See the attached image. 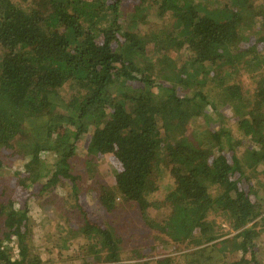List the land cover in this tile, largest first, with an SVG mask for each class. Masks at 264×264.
Listing matches in <instances>:
<instances>
[{
	"label": "trees",
	"instance_id": "16d2710c",
	"mask_svg": "<svg viewBox=\"0 0 264 264\" xmlns=\"http://www.w3.org/2000/svg\"><path fill=\"white\" fill-rule=\"evenodd\" d=\"M194 1L133 4L137 20L151 7L159 16L175 19V32L163 37L123 30V0H0V170L8 159L29 157L23 172L10 180L0 176V264L43 263L30 246L35 232L31 205L61 180L77 186L80 174L70 170V160L84 137L86 152L105 157L110 168L108 180L92 186L101 206L95 215L75 194L82 221L71 226L63 246L82 238L75 252L80 264H150L153 259L155 264H174L166 254L170 250L161 248L165 243L172 241L175 250L177 242L191 237L216 239L210 210L222 212L235 229L261 216L264 222V201L252 183L258 176V185L264 184V77L246 94L232 75L239 66L264 67V33L245 38L237 11L222 18ZM237 1L245 5L251 0ZM171 48L188 51L182 64L170 55ZM247 54L253 56L245 60ZM193 74L199 80L193 81ZM199 82L217 90L218 101L202 89L180 94ZM67 84L77 87L69 100L60 94ZM219 106L233 107L238 130L256 145L245 161L252 173L245 172L233 144L223 141L224 135L230 141V132H225L226 114ZM209 111L220 117V129L206 141L194 140L198 131L191 126L193 119ZM190 129L191 137L186 134ZM43 150H54L61 158L46 183L33 191L30 184H39L43 170L49 172L39 158ZM260 164L263 170L255 172ZM162 166L172 184L158 201L152 193ZM120 201L139 210L144 225L153 229L145 232L149 236L122 235L105 219ZM151 206H169V213L158 221L149 215ZM254 225L214 243L224 244L218 250L225 254L232 241L238 254L230 264H261ZM11 240L19 258L2 248ZM126 248L130 255L122 257ZM206 250L190 254L188 263L209 264L206 252L211 251Z\"/></svg>",
	"mask_w": 264,
	"mask_h": 264
},
{
	"label": "rangeland",
	"instance_id": "374dc122",
	"mask_svg": "<svg viewBox=\"0 0 264 264\" xmlns=\"http://www.w3.org/2000/svg\"><path fill=\"white\" fill-rule=\"evenodd\" d=\"M19 1V0H14ZM137 0H123V30L125 31H135L141 32L142 34L147 33H158V35H163L166 37L170 32L173 33L176 30L175 19L170 15L159 16L156 11V7H151L148 10L142 11V14H146L143 19H136L133 15V4ZM194 1V0H193ZM200 2L203 6H209L215 9L220 15V17H228L233 14L234 11L239 13L240 32L245 38L253 36L259 38L264 33V0H251L245 5L237 0H195ZM194 1V2H195ZM165 39V38H164ZM166 39L164 43L166 44ZM170 55L176 59L184 62L185 58L188 56V51L181 48H171L169 51ZM253 54L245 55V60L250 59ZM158 55L152 57L153 61H157ZM156 69L158 67L156 66ZM226 69V67H225ZM230 71V69H228ZM234 78L242 82L245 87V93L251 94L255 87V80L259 77H264V67L259 69L254 66L251 70L238 67V72L232 74ZM160 76V75H158ZM193 81L199 80L197 74L191 76ZM76 86L67 84L60 90V94L65 98V100L71 99L76 91ZM202 89L210 100L217 98V90H215L211 85L204 82H199L197 85H189L180 94H191L193 91ZM218 101V100H216ZM224 106V105H223ZM220 107V106H219ZM226 114V125L225 132L229 134L230 141L228 142V135H224L223 141L228 144H233L237 157L240 164L243 166L246 173H252V170L248 168L245 163L246 156L249 153L250 148L256 147V145L250 140V138L245 137L237 127L233 119L234 111L233 107L221 108ZM220 117L213 111H209L206 116L198 115L193 119L192 127L195 128L197 135L194 140H205L208 138L209 134L213 130L220 129ZM71 131L75 132V128L71 127ZM190 129L186 134L191 137ZM227 148V147H226ZM41 164L45 169L49 168V172L43 170V175L39 178V184H30L31 190H37L41 188V184H45L47 181V175L53 172L55 165L59 162L61 158L60 153H56L54 150H43L39 154ZM29 157L27 156H17L8 159V163H5L1 170L0 176L2 180L12 179L17 172H23L26 168L24 165L28 162ZM70 170L73 173L80 174L77 180V186L74 188L71 183L67 180H61L55 186L50 187L43 195L39 196L37 199L33 200L31 205L30 216L34 224V234L32 239H30V246L33 251L37 253L41 259L42 264H80L83 263L76 255V250L78 246L83 242L82 238H72L69 239L70 246L64 249V239L67 234H70L71 226H75L82 221V214H80L79 209L76 207V196L79 194L82 197V204L87 210H89L93 215H95L94 209L101 207L95 199L97 197V192L92 190V186L98 182H106L109 176V163L108 160L98 154H91L85 150V137L80 140L77 148V153L70 160ZM40 165V167L42 166ZM163 166L161 167V169ZM259 172L263 170V165H259L256 169ZM45 172V173H44ZM167 169L162 170L161 175L157 179L158 188L152 196L155 200L161 201L166 197L167 193L172 184V178L169 177ZM258 176L252 179V183L255 189L258 190V195L260 201H264V184H259ZM215 195V190L213 191ZM120 201L118 210L112 215H106L105 219L113 225L117 226L122 235L130 232L133 236L141 238L145 235L147 231H153L148 226L144 225V220L138 209L133 207H128L121 204ZM149 215L158 220L162 221L165 216L169 213V206H164L162 208H155L151 206L149 209ZM263 215V214H262ZM99 216V215H98ZM261 218H257L240 229H235L232 224L228 221L227 217L222 212H215L210 210L208 212V219L214 222V234L216 239L210 242H200L199 240L186 239L177 242L178 246L174 250V244L172 241L167 242L161 247L163 250H170L167 256L173 258L174 264H189L188 258H192L190 254L194 253L196 250L207 248L206 252L210 253L211 259H206L209 264H230L234 254H238L237 251L232 249V241H230V247L226 250L225 254L218 250L219 247H223L224 244H218L215 246L214 243H221L227 238H232L243 228L254 225V230L256 232L254 236V243L256 251L258 253V258L261 264H264V222ZM100 218L103 222L106 220ZM105 220V221H104ZM149 235H145L147 237ZM167 237V236H165ZM170 239V238H169ZM171 240V239H170ZM214 245V246H213ZM8 247L13 258H19L18 248L15 241L11 240L5 241L2 248ZM214 250H208L213 249ZM160 248V249H161ZM141 249V248H140ZM172 249V250H171ZM130 248H126V253H123L122 257H128ZM150 249L146 250L149 253ZM103 254V252L101 253ZM208 255V254H207ZM91 258L92 257L88 256ZM87 258L85 260H90ZM90 262V261H86ZM130 262V263H129ZM156 260L153 259L150 264H155ZM125 263L132 264L131 261H125ZM134 263V262H133Z\"/></svg>",
	"mask_w": 264,
	"mask_h": 264
},
{
	"label": "crops",
	"instance_id": "0c3cea01",
	"mask_svg": "<svg viewBox=\"0 0 264 264\" xmlns=\"http://www.w3.org/2000/svg\"><path fill=\"white\" fill-rule=\"evenodd\" d=\"M132 263L134 262V261H131ZM130 263V262H129Z\"/></svg>",
	"mask_w": 264,
	"mask_h": 264
}]
</instances>
